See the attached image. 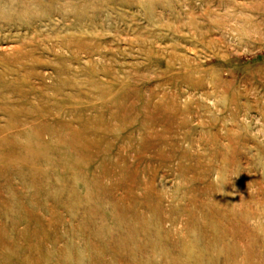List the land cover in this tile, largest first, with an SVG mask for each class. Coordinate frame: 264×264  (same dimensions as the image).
Listing matches in <instances>:
<instances>
[{
	"label": "rangeland",
	"instance_id": "1",
	"mask_svg": "<svg viewBox=\"0 0 264 264\" xmlns=\"http://www.w3.org/2000/svg\"><path fill=\"white\" fill-rule=\"evenodd\" d=\"M0 264H264V0H0Z\"/></svg>",
	"mask_w": 264,
	"mask_h": 264
}]
</instances>
